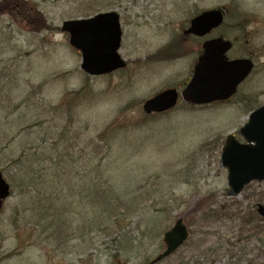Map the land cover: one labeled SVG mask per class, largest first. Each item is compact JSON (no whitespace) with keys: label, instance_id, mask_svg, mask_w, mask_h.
Returning <instances> with one entry per match:
<instances>
[{"label":"rangeland","instance_id":"rangeland-1","mask_svg":"<svg viewBox=\"0 0 264 264\" xmlns=\"http://www.w3.org/2000/svg\"><path fill=\"white\" fill-rule=\"evenodd\" d=\"M212 9L224 13L218 29L182 34ZM105 12L119 17L125 67L89 77L60 27ZM216 37L232 43L229 59L254 65L235 96L144 115L145 100L183 89ZM263 104L264 0H0V171L11 188L0 264H149L177 219L188 238L156 264H264V230L247 223L264 225V182L228 197L219 165L226 137L241 142ZM96 188L114 196L111 218L95 209Z\"/></svg>","mask_w":264,"mask_h":264},{"label":"water","instance_id":"water-1","mask_svg":"<svg viewBox=\"0 0 264 264\" xmlns=\"http://www.w3.org/2000/svg\"><path fill=\"white\" fill-rule=\"evenodd\" d=\"M223 13L214 9L204 11L189 22L183 34L203 37L218 28ZM61 31L68 34V44L80 53V70L90 77L111 74L125 66L118 55L121 30L115 13L98 14L88 19L66 21ZM231 43L223 38L203 42L201 54L193 67L190 81L178 94L167 89L142 105L145 114L163 113L171 110L180 99L191 105H207L231 98L237 87L250 74L253 64L249 59L228 60L226 53ZM244 141L239 143L228 136L221 149L220 166L227 171L229 197H236L243 187L252 181H264V105L255 109L238 131ZM10 188L0 173V209L9 196ZM257 213L264 217V209L257 206ZM187 230L181 219L164 234L165 250L150 264L174 253L187 239Z\"/></svg>","mask_w":264,"mask_h":264},{"label":"trees","instance_id":"trees-1","mask_svg":"<svg viewBox=\"0 0 264 264\" xmlns=\"http://www.w3.org/2000/svg\"><path fill=\"white\" fill-rule=\"evenodd\" d=\"M28 184H31V181L30 182H28ZM34 185V184H33ZM35 186H37V185H35ZM113 198L114 196H112L111 194H109L107 191H104V190H99V189H95V192H94V199H95V204H94V206H95V209H98V210H100L101 209V212L103 213V214H105V210H108V214L110 213L109 212V210L111 211L112 209H114V205H112L111 204V199L110 198ZM116 197V196H115ZM118 199V198H117ZM119 200V199H118ZM116 202V201H115ZM118 203V202H117ZM119 203H121V202H119ZM117 206V205H116ZM121 208V207H120ZM103 216V215H102ZM112 216H114V214H109V216L108 217H112ZM96 217H98L97 215H96ZM107 218V217H106ZM254 218V217H253ZM96 219H102V217H98V218H96ZM248 222V224H253L254 225V227H252V230H251V232L252 233H254V234H257V233H259V232H261V231H263L264 230V225H263V227L262 226H260L259 225V223L257 222V220H255V219H251V221H249V220H247ZM249 230V229H248ZM264 232V231H263ZM195 264H197L196 262H195ZM249 264H258V263H255L253 260L252 261H249Z\"/></svg>","mask_w":264,"mask_h":264},{"label":"bare ground","instance_id":"bare-ground-1","mask_svg":"<svg viewBox=\"0 0 264 264\" xmlns=\"http://www.w3.org/2000/svg\"><path fill=\"white\" fill-rule=\"evenodd\" d=\"M145 101H146V100H145ZM145 101H144V102H145ZM144 102H143V103H144ZM142 105H143V104H142ZM1 174H2V173H1ZM2 176H3V175H2Z\"/></svg>","mask_w":264,"mask_h":264}]
</instances>
